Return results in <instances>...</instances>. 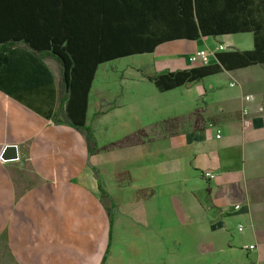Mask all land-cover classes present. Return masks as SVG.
Returning a JSON list of instances; mask_svg holds the SVG:
<instances>
[{
    "label": "crops",
    "instance_id": "obj_1",
    "mask_svg": "<svg viewBox=\"0 0 264 264\" xmlns=\"http://www.w3.org/2000/svg\"><path fill=\"white\" fill-rule=\"evenodd\" d=\"M8 3L24 20L0 37V154L18 152L0 160V264H264V63L170 89L172 103L147 79L201 64L197 50L252 49V34L145 52L139 40L160 38L147 0ZM63 27L87 37L77 49L122 55L97 65L87 94L95 151L60 105V63L26 41L46 50ZM174 105L199 125L154 122Z\"/></svg>",
    "mask_w": 264,
    "mask_h": 264
},
{
    "label": "trees",
    "instance_id": "obj_2",
    "mask_svg": "<svg viewBox=\"0 0 264 264\" xmlns=\"http://www.w3.org/2000/svg\"><path fill=\"white\" fill-rule=\"evenodd\" d=\"M62 10L68 13L67 6L72 0H57ZM155 7L152 18L158 22V39L139 40L142 46L135 50L149 52L157 44L169 39L194 40L202 36L221 34L251 33L253 48L248 50H222L214 53L211 62L184 69L159 71L147 79L160 92H165L191 82H197L205 76L214 75L223 69L232 70L249 65L264 63V0H147ZM9 0H0V37L7 35L6 29L21 25L24 19H18L11 10ZM22 15V14H21ZM9 33V32H8ZM27 35V34H26ZM50 47L34 48V40L26 37L33 51H42L60 63V105L65 103L64 111L70 125L86 130L90 151H95V139L91 127H85V109L97 65L102 61L116 58L117 53L83 51L74 45L77 39L87 37L72 35L63 27L62 34H51ZM101 38L99 41H102ZM4 41L0 38V42ZM138 132L115 144H129L136 139ZM102 194H105L104 190Z\"/></svg>",
    "mask_w": 264,
    "mask_h": 264
},
{
    "label": "rangeland",
    "instance_id": "obj_3",
    "mask_svg": "<svg viewBox=\"0 0 264 264\" xmlns=\"http://www.w3.org/2000/svg\"><path fill=\"white\" fill-rule=\"evenodd\" d=\"M204 50H206V49H204ZM210 62H211V60H210ZM141 90H142V92H144V94H148V92H149L148 89L145 88V87H141ZM158 91L160 92V90H158ZM173 95H174V93H172L171 91L160 92V96L165 99L164 101L171 102V103H172L171 98H172ZM176 110H177L176 106L173 107V110L171 108V111H170L171 116L169 114L168 120L162 121V120H159V119H155L154 122H157V123H159L160 125H163V126L164 125L165 126L169 125V127H170L169 128V132H172L173 130H177L181 126L182 127H186V126L193 127L196 124L199 125L200 122L198 121V119H199V117H198L199 116V113H198L199 111L198 110L194 111L193 113H190L187 116V118L183 117L181 119H180L181 116H178V115H176V113H174ZM141 133H142V131H138V135H137L136 139H138L140 137ZM3 257H5V256H3Z\"/></svg>",
    "mask_w": 264,
    "mask_h": 264
},
{
    "label": "built area",
    "instance_id": "obj_4",
    "mask_svg": "<svg viewBox=\"0 0 264 264\" xmlns=\"http://www.w3.org/2000/svg\"><path fill=\"white\" fill-rule=\"evenodd\" d=\"M223 48H224V46L220 45L219 48H218V50H221ZM214 53L211 52V51H209L208 49H206V50H204V49L197 50L195 53H193L190 56V60L191 61H194L195 59H199V61L201 62V64H207V63L210 62L211 57H213ZM218 135H219V131H217V133H216V136H218ZM205 175H206L207 178H213L214 177V175L212 173H209V172L208 173L205 172ZM241 227L242 226H239L237 229L238 230H241ZM248 247L249 248H252L253 245H249Z\"/></svg>",
    "mask_w": 264,
    "mask_h": 264
},
{
    "label": "water",
    "instance_id": "obj_5",
    "mask_svg": "<svg viewBox=\"0 0 264 264\" xmlns=\"http://www.w3.org/2000/svg\"><path fill=\"white\" fill-rule=\"evenodd\" d=\"M18 152H17V147L12 144H6L3 146L1 154H0V159L1 160H15L17 158Z\"/></svg>",
    "mask_w": 264,
    "mask_h": 264
}]
</instances>
